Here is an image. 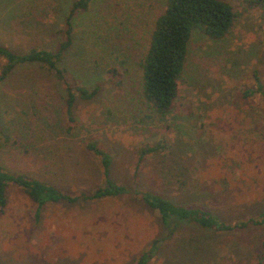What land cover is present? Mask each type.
Here are the masks:
<instances>
[{
	"label": "rangeland",
	"instance_id": "obj_1",
	"mask_svg": "<svg viewBox=\"0 0 264 264\" xmlns=\"http://www.w3.org/2000/svg\"><path fill=\"white\" fill-rule=\"evenodd\" d=\"M74 0H0V44L22 53L55 50L64 17ZM236 12L230 32L214 40L193 31L179 94L164 123L141 121V71L154 23L165 0H93L73 19L74 42L65 58L69 74L100 92L76 99L70 130L62 87L44 70L17 65L0 84V122L10 142L0 139V166L36 176L71 195L89 193L102 180L93 154L96 140L112 157L111 177L128 192L117 197L36 204L8 186L0 210V264H130L155 238L149 264H253L264 224L232 231L181 223L172 235L135 190L158 191L176 203H201L224 221L264 211V99L241 98L264 83V8ZM3 60L0 58V68ZM119 69L112 85L108 69ZM139 114V115H138ZM163 139L134 176L136 153Z\"/></svg>",
	"mask_w": 264,
	"mask_h": 264
},
{
	"label": "trees",
	"instance_id": "obj_2",
	"mask_svg": "<svg viewBox=\"0 0 264 264\" xmlns=\"http://www.w3.org/2000/svg\"><path fill=\"white\" fill-rule=\"evenodd\" d=\"M93 0H74L64 17V29H61V40L55 50L32 47L19 53L0 44V84L17 65L36 66L52 75L62 87L61 106L72 129L76 122L74 105L77 98L88 101L101 90L97 83L87 88L74 76L69 74L65 66V58L74 42L73 19L89 8ZM244 10L264 8V0H241ZM236 17L233 6L226 0H165L163 11L157 16L148 47L140 57L138 64L141 71L138 113H142L141 121L148 120L153 124L164 123L179 94V78L184 71L188 54V43L192 32L197 30L211 39L224 38L231 30ZM30 65V66H32ZM254 87L241 91V98L258 94L264 99V83L258 73L253 71ZM108 79L112 85L121 82L118 67L108 69ZM138 114V115H139ZM7 129L0 122V139L5 144L10 142ZM11 143V144H10ZM86 149L94 155L97 167L102 175V182L89 193L71 195L49 182L31 174L11 172L0 166V210L7 205V189L15 185L23 190L28 199L36 204L35 217L47 203L59 201L76 202L78 200H96L106 197H117L128 192L125 185L119 184L111 177V155L96 140L85 143ZM166 148L163 139L148 142L139 147L133 175L150 155L162 153ZM158 216L166 236L172 235L181 223H189L203 229L232 231L250 226L264 224V211L256 217L236 222L224 221L214 210L201 203L181 204L171 200L165 194L153 190H135V195ZM153 239L138 257L130 264H149L157 254L159 241ZM253 264H264V239L255 252Z\"/></svg>",
	"mask_w": 264,
	"mask_h": 264
}]
</instances>
